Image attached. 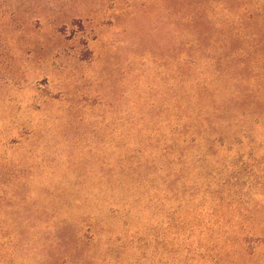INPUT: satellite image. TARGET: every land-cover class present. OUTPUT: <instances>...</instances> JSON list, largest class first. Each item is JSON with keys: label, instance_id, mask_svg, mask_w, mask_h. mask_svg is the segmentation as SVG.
I'll return each mask as SVG.
<instances>
[{"label": "rangeland", "instance_id": "obj_1", "mask_svg": "<svg viewBox=\"0 0 264 264\" xmlns=\"http://www.w3.org/2000/svg\"><path fill=\"white\" fill-rule=\"evenodd\" d=\"M0 264H264V0H0Z\"/></svg>", "mask_w": 264, "mask_h": 264}]
</instances>
